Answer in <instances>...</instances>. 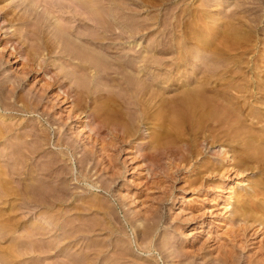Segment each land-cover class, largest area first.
I'll list each match as a JSON object with an SVG mask.
<instances>
[{
    "label": "bare ground",
    "instance_id": "bare-ground-1",
    "mask_svg": "<svg viewBox=\"0 0 264 264\" xmlns=\"http://www.w3.org/2000/svg\"><path fill=\"white\" fill-rule=\"evenodd\" d=\"M38 1L43 2L45 12L43 10L41 13L38 10L37 3H40ZM38 1L36 4L34 0L18 1L23 7L20 6L25 9L24 14L17 15L18 17L14 13V7V9L6 11L7 14L5 12L1 15V23L8 25L17 20L23 27L19 28L21 30L17 35L10 34L0 45L1 51L7 50V56L13 57L15 62L20 61L21 64L18 75L16 74L14 77L15 80L5 76L0 83V89L5 92L3 99H6L5 101L1 100L3 105L0 107L4 110L15 109V111L24 112L30 117L35 116L37 119L44 118V115L53 116V119L46 117L48 124L43 129L38 128L39 126L36 124L29 126L30 129L26 128L27 130L23 128L25 131L19 134L15 133L14 142H10L12 141L10 140V143L6 145V151L0 152V264H23L21 262L23 260L34 262V264H164L166 259V257L164 258L166 256L164 249L161 248L162 245L155 247L152 244L147 226H143L147 227L146 229L143 227L140 229L142 235L139 238L142 241L135 236L138 234L136 231H138L141 221L137 225L134 223L135 220H139L138 213L125 215L126 222L134 224L133 228L136 230L132 237L128 236L125 225H121L122 223L121 226L116 225L112 207L107 205L109 202H105L97 196V192L101 190L108 191L111 188V182L106 179V181H96L97 177H100L101 171L112 173V175L120 174L115 171L116 169H113L115 164L112 165V152L121 150L118 146L119 143L121 144V140H128L138 132L139 122L150 117L153 118V115L148 114L147 111V107L151 108L150 105L147 106L148 99L146 98V101L144 99L153 85L156 88H154V93L151 91L150 95H153L156 100V105L154 102L155 108H157L155 115L158 114L159 119L162 118L161 110L165 105L164 88L161 86L163 77L158 73L154 77L155 82L146 83L148 82L146 72L149 71L150 64L155 65L159 71L163 68L165 59L163 60V56L161 57V50L141 53L143 55L138 54L137 50H90L103 40L109 42V40L118 38L132 39L139 33V30H146V27L138 25L139 22L135 16L131 17L134 13L130 15L129 12H126L127 10L132 12L133 9L129 7L132 11L129 10L128 4L125 8L123 5L125 1L108 0L107 5L102 3L103 0ZM40 5L42 6V3ZM52 11L57 12L58 19L50 15L53 14ZM53 17H55L54 21H52ZM87 44L89 46H86ZM52 57V61H49V58ZM210 69L213 72L212 66ZM28 77H33V87L31 91L29 89L30 92H26L24 95L25 93H21L20 82H25ZM204 85L202 84L200 88L194 87L195 89L191 86L192 90H189L188 87L181 97L173 99L176 102L178 100L177 104H179L175 107L177 111L174 108L171 110L173 114H177L174 117L177 116V119L181 120L182 117L185 119L186 115H191V118L192 116L199 118L202 123L206 119L212 118L214 121L219 116L216 119L218 121V118L220 120V117H224L220 116V113L223 111L221 108L226 106V102L203 96ZM153 98L151 99L153 100ZM116 101L123 105L127 109L126 111L133 108L138 112V115L130 116L131 118L129 117L130 119H127L126 123L117 122L118 120L115 122L116 118L113 120L114 122L110 121L111 118L106 119L107 115L103 116L106 113H103V108H106L109 102ZM235 106L236 104L234 107L232 104L230 109L231 107V110L235 109ZM226 107L225 109L228 110L229 107ZM93 108H96V111ZM131 111L133 110L128 112ZM108 114L110 115V113ZM237 116L239 117L240 114ZM237 116L233 115L232 117L236 119ZM245 116L246 118L243 120L241 117L237 118L235 123H231L234 121L233 119L230 123L227 121L233 135L228 134V128L226 133L221 127L222 132H211L210 137H207L213 142L222 139L224 142L226 140L228 144L234 142L236 154L224 150L223 163L231 162L236 159L235 157H239L235 162V167L245 170L250 164L255 163L258 171H263L264 114L258 115L250 112ZM228 117L230 116L228 115ZM247 117L251 119L249 124L246 122ZM126 118L128 117L126 116ZM253 119H256V124L262 123L256 132L252 127L255 124ZM221 120L223 122V118ZM175 121L177 124L178 120L175 119ZM218 122L221 123V121ZM227 122L224 121L226 124ZM1 123L0 138L3 139V137H9L8 135L14 132L15 127L7 122ZM215 123L217 124V122ZM70 125H73L75 135L66 137V131L72 127ZM162 126L160 132L163 130ZM52 132L53 138L56 136V139L51 142ZM153 139L157 141L158 135L156 134ZM79 146L82 148V152L77 155ZM133 146H137V144ZM142 149V156L148 157L151 162L153 161L157 165L160 160L159 154L155 153V150L149 152L145 148ZM110 180L112 181V178ZM80 182L88 186L90 194L81 191ZM146 184H143L145 188L148 185ZM259 186L257 189L246 191L243 194L239 192L240 194L237 195L235 192L241 217V224L237 226H240L242 232L248 228L253 230L252 234H256L257 230L264 232V184H259ZM232 192L230 189V195ZM230 198L232 197L230 196ZM229 205L230 202H227L224 207L228 208ZM22 213L25 216L29 215V218L35 217V219L25 227H21L24 224L19 225L21 224L19 218L23 216L18 217V215ZM147 238L149 240L146 241ZM243 239H247V237H243ZM7 240L10 245L1 244ZM232 244L230 248L228 247L229 249H217L219 256H214L216 258L214 264H264V253L256 257H252V255L239 256V251L236 254L237 250L231 247ZM237 246H240L239 243ZM242 247V249L239 248L243 250L244 243ZM262 249L259 251L260 253L263 251ZM218 250L223 252L220 253ZM154 251L156 252L154 253ZM174 252L172 251L174 253L172 260L176 257L179 260L185 253L181 252L182 254L179 256L180 252ZM176 252L179 255L175 256ZM239 253L241 254V252ZM20 257H23V260H18ZM48 257L52 258L49 263L45 262L48 260H44ZM173 264H178V262ZM186 264L188 263L186 262Z\"/></svg>",
    "mask_w": 264,
    "mask_h": 264
},
{
    "label": "rangeland",
    "instance_id": "rangeland-1",
    "mask_svg": "<svg viewBox=\"0 0 264 264\" xmlns=\"http://www.w3.org/2000/svg\"><path fill=\"white\" fill-rule=\"evenodd\" d=\"M18 1L21 0H0V23L1 15L6 11L12 10L13 7L15 8L14 13L16 17L24 14L25 9L22 8L23 6ZM37 1L34 0V3L36 4ZM107 1L103 0L102 3L107 5ZM119 1H125L123 3L125 8L128 7L129 9L131 7L133 9V11L129 9L132 12L128 10L126 12H129L128 14L130 15L134 13L131 17L133 16L134 18L135 16V19L139 22L138 25L146 27V30H139V33L132 39L122 40L118 38L109 40V42L103 40L104 42L101 41V43L96 44L90 50H137L138 54H144L152 50L153 52L161 50V57L163 56V60L165 59L163 68L159 71L155 65L150 64L149 71L146 72V77H148V82L146 83L155 82L154 77L158 73L162 75L163 82L161 86L164 88L163 98L165 100V108H163L164 106L162 107V118L159 119L158 114L155 115V112H157V108H155L156 100H154L153 95H150L154 91V88H156L153 85L149 93L144 97L145 101L146 98L148 99L146 102L147 106L150 105L149 107H151L150 109L147 107L148 114L151 113L153 118L150 117L145 121L139 122L138 132L131 137L133 140L131 138L126 139L127 141L121 140L123 146L120 143L118 144L121 150L112 152V165L115 164L113 169H116L115 171L120 174L112 175V173L101 171L100 177L98 176L99 178L97 177L96 181L106 179L111 182V188L108 191L101 190L97 192V196L103 201L109 202L106 204L112 207V212L115 214L114 217L117 219V221L115 219L116 225L119 226L121 223V225H125L128 236L132 237L137 232L138 234L135 236L139 238L142 235V232H140L141 227H148L147 231H150L149 237H151L152 244L155 247L157 245L161 247L162 245L161 248L164 249V253L166 254L164 256V258L166 257L164 264H173L176 261L178 264H186V262L188 264L189 262L190 264H214L216 261L214 256H219L217 255L219 254L217 253V249L226 250V248H230L232 242L233 246L231 247L237 250L236 254L238 251L241 252V254L238 252L239 256L243 255L246 257L252 255V257H256L257 255H262L264 253V232L263 230H257L256 234H252L253 230L251 228L242 232L239 228L240 226H237L241 224V217L239 216L240 208L237 206L236 197L240 193L243 194L246 191L257 189V186H261L259 184L263 185L264 170L258 171L255 163L250 164V166L248 165L249 167L245 170L235 167V162L239 157H235L236 159H232L233 161L231 162L223 163L224 150L231 151V154L236 152L234 142L228 144L223 139L213 142L209 137L211 132H222V130L226 132L228 129V134L231 133L230 136L233 135L228 127L232 119L234 121L231 123H235L237 122V118L240 119L239 117H241V120H243L246 118L245 115L250 112L258 115L264 114V0ZM38 2H40L37 3L38 10L41 13H43V10L45 12L43 2ZM41 3L42 6L40 5ZM52 12L55 15L52 13L50 15L58 19L57 12ZM8 17L10 18L11 16L9 15ZM55 17H53L52 21H54ZM8 25L0 24V45L6 37L12 33L17 35L18 31L23 27L17 20ZM20 27L21 29H19ZM238 38L240 39L238 40ZM86 46L89 45L87 44ZM6 51L0 50V83L5 76L10 77L9 79L11 80H15L16 78L14 77L16 74L18 75L21 65L20 61L15 62L13 57L7 56ZM52 59L53 57L49 58V61H52ZM211 66L213 72L210 69ZM20 84L22 87V92H20L26 95V92H30L33 87V77H28L25 82H20ZM202 84H205L203 86L205 91H202L203 96L205 95L209 99L217 98L216 100L226 102V108L229 107L228 110L225 107L221 108L223 111L219 109L221 111V115H219L224 116L220 117V120L218 118V121H221V123L216 121L219 116L215 120L213 119L214 121L211 118L210 120L206 119V122L203 120L204 122L202 123V120L200 122L199 118L193 116L191 118V115H186L185 119L183 117L181 120L180 118L177 119V116L174 117L177 114L171 112L173 108L177 111L175 107L179 105L177 104L178 100L176 102L173 99H178V96L181 97L188 87L189 90H192L194 87H202ZM4 97L5 92L0 89V106L3 105V101L1 102V100H6L3 99ZM232 104L233 107L236 104L235 109L238 108L236 109L237 114L234 112L235 109L231 110L232 107L230 109ZM122 106L120 103L118 104V101L109 102L108 106L102 110L103 113L106 112L103 116H109L105 118L108 120L111 118L110 121L116 118L115 122L118 120L117 122L126 123L127 119L131 118L130 116L138 115V112L134 111L133 108L128 109V111L133 110L128 112ZM93 109L96 111V108ZM12 110L0 109V121L12 124L15 127L14 132L8 135L9 137L0 138V146H2L0 147V152H5L6 145L14 142L16 134L27 130L26 128L30 129L33 124L43 129L48 124L46 117H51V120L53 119V116L50 115H44V118L37 119V117H30L24 112ZM175 111L174 113H177ZM232 113L236 116L240 114V116L234 119L233 115H231ZM221 118H223V122ZM248 118L246 122L249 124L251 119ZM175 119L178 120L177 124ZM253 120V123H255L256 119ZM162 121H164L163 124ZM224 121H228L229 123L227 122L226 124ZM261 124L255 123L252 125L253 130L255 132L258 131ZM70 126L72 127L66 131V137L75 135L73 125ZM161 126L162 132L159 131ZM221 127H223L222 130ZM155 133L158 135L157 141L155 140L157 143L153 139L155 138ZM55 139L56 136L53 138L52 132L51 142ZM134 144H137V146H133ZM142 148H145L149 152H154L155 150V153L159 154L160 160L157 165L153 161L151 162L148 157L142 156ZM81 152L82 148L79 146L76 154L80 155ZM109 176L112 178V181ZM144 183L148 184H146L147 188L143 186ZM80 185L79 188L83 193H91L87 185L81 182ZM230 189L233 191L231 195L229 193ZM235 192L237 195H235ZM230 196L232 198L229 199ZM227 202H230V207L225 208L224 206ZM127 213L132 215L134 213L139 214V220L134 221L137 225L141 220L138 231L133 228L134 224L131 225L129 221L126 222L125 215ZM20 216L23 217L19 218L21 220V224L19 225L24 224L21 227H25L31 220L35 219V217L29 218V215L25 216L23 213L18 215V217ZM237 232L238 234H236ZM241 234L244 236H241ZM243 237H247V239L242 240ZM8 242L9 240L1 244L4 246L10 245V242ZM238 243L240 248L244 243L243 250H241L243 247L240 249L237 246ZM260 248H263L261 253L259 252L261 251ZM219 250L218 252H220ZM172 251L180 252V255L176 252L175 256H181V252L185 253L181 256L182 259L179 258L177 260L178 257H176L173 259V262L172 258L175 252L172 253ZM19 259L23 260V257ZM50 259L52 260L51 257H48L44 260H48L45 262L49 263ZM26 261L23 260L21 262L23 264L31 263L28 260ZM32 263L34 264V262Z\"/></svg>",
    "mask_w": 264,
    "mask_h": 264
}]
</instances>
